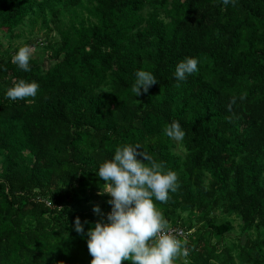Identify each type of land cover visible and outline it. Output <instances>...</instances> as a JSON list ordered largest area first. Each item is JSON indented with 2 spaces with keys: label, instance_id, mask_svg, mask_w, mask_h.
Instances as JSON below:
<instances>
[{
  "label": "trees",
  "instance_id": "16d2710c",
  "mask_svg": "<svg viewBox=\"0 0 264 264\" xmlns=\"http://www.w3.org/2000/svg\"><path fill=\"white\" fill-rule=\"evenodd\" d=\"M140 68L158 80L137 97ZM20 78L36 97L5 96ZM126 143L177 173L156 202L189 237L175 264H264V0H0V264H90L74 221L111 211L96 172Z\"/></svg>",
  "mask_w": 264,
  "mask_h": 264
},
{
  "label": "clouds",
  "instance_id": "9594fccd",
  "mask_svg": "<svg viewBox=\"0 0 264 264\" xmlns=\"http://www.w3.org/2000/svg\"><path fill=\"white\" fill-rule=\"evenodd\" d=\"M230 2L223 0L224 5ZM32 54V48L25 44L15 51L11 61L28 72ZM199 63L194 56L178 61L176 80H186L197 72ZM157 80L152 71L140 68L135 72L131 91L138 97L147 93ZM39 87L35 80L20 78L6 89L5 96L10 100L34 98ZM163 133L174 140L184 136L178 121L166 125ZM96 175L103 182L98 194L109 195L111 211L95 222L87 219L82 222L79 216L74 221L75 232L87 238L90 264H122L124 260L132 264H175L178 257L188 255L181 240L167 229V221L156 204L167 201L169 193L177 190L178 176L174 170L142 150L139 143H126L117 146L112 157L99 165ZM93 211L101 212L99 204L94 205ZM85 224L91 226L85 230Z\"/></svg>",
  "mask_w": 264,
  "mask_h": 264
},
{
  "label": "built area",
  "instance_id": "2783aa9c",
  "mask_svg": "<svg viewBox=\"0 0 264 264\" xmlns=\"http://www.w3.org/2000/svg\"><path fill=\"white\" fill-rule=\"evenodd\" d=\"M169 230H171L177 236V238L181 240L182 245L184 244V241L189 240V237L187 236L186 231L183 230L182 228L174 227Z\"/></svg>",
  "mask_w": 264,
  "mask_h": 264
},
{
  "label": "rangeland",
  "instance_id": "374dc122",
  "mask_svg": "<svg viewBox=\"0 0 264 264\" xmlns=\"http://www.w3.org/2000/svg\"><path fill=\"white\" fill-rule=\"evenodd\" d=\"M20 31H21V30H20ZM18 32H19V31H18ZM38 33L43 34V37H46V34H45L44 31H43V32H42V31H41V32L39 31ZM20 40H21V39H19V38H15L13 42H14L15 45H19V44H22V43L20 42ZM23 42H25V38L23 39ZM2 44H3V48H5V47L7 46V41H6L5 39H3V40H2ZM19 46H20V45H19ZM97 201H98L99 203L102 202L101 200H97Z\"/></svg>",
  "mask_w": 264,
  "mask_h": 264
}]
</instances>
